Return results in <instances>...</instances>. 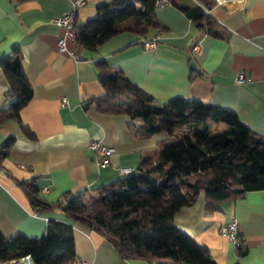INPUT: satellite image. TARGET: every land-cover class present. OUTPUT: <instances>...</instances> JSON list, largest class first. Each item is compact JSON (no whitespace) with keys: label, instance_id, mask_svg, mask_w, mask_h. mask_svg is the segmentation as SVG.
I'll list each match as a JSON object with an SVG mask.
<instances>
[{"label":"crops","instance_id":"crops-1","mask_svg":"<svg viewBox=\"0 0 264 264\" xmlns=\"http://www.w3.org/2000/svg\"><path fill=\"white\" fill-rule=\"evenodd\" d=\"M74 1L0 0V57L17 45L32 88V97L18 112L20 120L0 123V150L7 137L13 140L0 162V232L6 238L17 233L40 237L49 221L72 224L57 208L34 213L19 182L34 179L39 196L52 204L66 192L94 193V188L124 177L122 169L135 170L141 156L158 151L157 144L166 138L164 133L140 137L126 127V116L99 113L91 102L83 105L104 94L97 80L99 59L119 68L158 103L180 96L230 107L250 130L264 136V0L215 4L208 14L221 25V37L203 34L182 11L167 4L155 10L162 26L149 32L159 35L154 50L143 48L140 35L124 31L96 50L67 40L65 48L73 53L69 55L58 51L62 29L51 20L71 11ZM106 1L83 0L74 23L94 17L97 3ZM178 4L192 8L197 1ZM194 41L200 47L195 53ZM191 60L196 65L194 77L188 68ZM240 73L245 80L237 84L233 79ZM7 86L0 68V107L7 103ZM90 140L113 150L108 165L96 167L94 153L87 148ZM202 194L192 206L179 208L173 223L206 247L216 264H264V189L245 192L206 212ZM233 219L238 224L236 240L218 233ZM72 227L74 253H58L55 264H78L82 257L89 264H148L118 257L96 230ZM237 240L245 248L242 255L237 254ZM29 259L0 264H32Z\"/></svg>","mask_w":264,"mask_h":264},{"label":"trees","instance_id":"trees-1","mask_svg":"<svg viewBox=\"0 0 264 264\" xmlns=\"http://www.w3.org/2000/svg\"><path fill=\"white\" fill-rule=\"evenodd\" d=\"M197 6H180L168 0L205 35L221 37L219 25L209 11L215 0H196ZM155 0H109L97 3L96 15L74 25V41L82 48L96 50L112 36L126 31L148 39L160 29ZM149 35V36H148ZM0 57L2 75L8 86L7 103L0 107V123L19 121L18 112L32 97L24 74L18 46ZM98 84L104 94L88 99L95 110L107 115L126 116V127L149 138L164 133L158 151L142 155L137 167L124 177L94 188V193L66 192L54 204L38 194L34 179L19 182L34 213L57 208L71 221H49L37 238L17 233L6 238L0 232V262L28 256L32 264H55L59 253L74 249L72 225L96 230L123 260H143L148 264H216L206 247L173 223L179 208L190 207L203 193L204 211H214L220 203L242 198L245 192L264 189V136L249 129L232 108L180 96L158 103L154 96L132 84L115 66L99 59ZM196 76L191 71L190 77ZM221 123L222 129L211 130ZM13 143L7 137L0 150V162ZM237 238V237H236ZM237 254L245 248L237 240ZM57 264V263H56Z\"/></svg>","mask_w":264,"mask_h":264},{"label":"built area","instance_id":"built-area-1","mask_svg":"<svg viewBox=\"0 0 264 264\" xmlns=\"http://www.w3.org/2000/svg\"><path fill=\"white\" fill-rule=\"evenodd\" d=\"M221 0H215L214 4H219ZM83 0H76L73 2V6L71 7V11L64 13L63 15H59V17L51 20L52 23H54L57 27H60L62 29V32L60 34V37L57 40V49L60 52L67 53L69 55H73L72 52L68 51L67 48H65L66 41L67 40H74L73 32H74V17L76 13V8L80 7L83 4ZM169 4L168 0H155L153 7L155 9H160L162 5H167ZM207 14L209 11H205ZM159 40V35L156 34L153 37H149L148 39H142L141 45H143V48L145 50H150V49H155L157 47L156 43ZM192 47L191 51L193 53L198 52L200 50L199 43L196 41L192 42ZM235 83L239 84L241 81L245 80L243 73L237 74V76L233 79ZM66 103V99L62 97L61 99V104L63 105ZM89 150L91 149L94 153V159L93 162L95 163L96 167H103V165H108V159L112 155L113 150L110 149L109 147H106L105 144L101 143L100 141L97 140H90L88 143ZM128 169H122L120 171L121 174H126L128 173ZM238 230V224L236 220H231L229 223L225 225H221L219 227V232L218 233H223L226 235L228 238L231 240H236L237 233L236 231ZM78 264H89L84 257L79 259Z\"/></svg>","mask_w":264,"mask_h":264},{"label":"rangeland","instance_id":"rangeland-1","mask_svg":"<svg viewBox=\"0 0 264 264\" xmlns=\"http://www.w3.org/2000/svg\"><path fill=\"white\" fill-rule=\"evenodd\" d=\"M224 127V125L223 124H219V123H217V124H212L211 125V130L212 131H215V130H217V129H222Z\"/></svg>","mask_w":264,"mask_h":264},{"label":"water","instance_id":"water-1","mask_svg":"<svg viewBox=\"0 0 264 264\" xmlns=\"http://www.w3.org/2000/svg\"><path fill=\"white\" fill-rule=\"evenodd\" d=\"M195 66H196V65H195V62L191 60V61L189 62V67H188V68L192 69V71H195V70H196V69H195ZM29 260H30V259H29Z\"/></svg>","mask_w":264,"mask_h":264}]
</instances>
